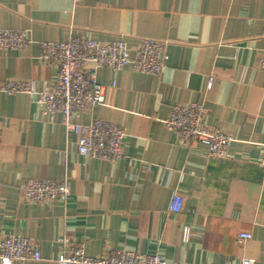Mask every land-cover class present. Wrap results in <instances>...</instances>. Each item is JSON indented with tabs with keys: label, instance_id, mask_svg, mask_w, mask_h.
Masks as SVG:
<instances>
[{
	"label": "crops",
	"instance_id": "crops-1",
	"mask_svg": "<svg viewBox=\"0 0 264 264\" xmlns=\"http://www.w3.org/2000/svg\"><path fill=\"white\" fill-rule=\"evenodd\" d=\"M1 28L26 29L33 43L0 48V83L38 91L58 79L39 58L42 41L123 39L131 54L144 37L169 41L160 74L100 68L105 102L74 117L124 126L117 161L82 155L80 135L62 113L44 114L38 95L0 90V237L28 235L42 253L15 264H58L64 235L92 256L128 249L169 262L264 264V0H0ZM191 102L234 138L226 157L166 126L175 105ZM42 177L66 178L68 199L22 201L21 185ZM242 231L253 237L239 241Z\"/></svg>",
	"mask_w": 264,
	"mask_h": 264
},
{
	"label": "built area",
	"instance_id": "built-area-1",
	"mask_svg": "<svg viewBox=\"0 0 264 264\" xmlns=\"http://www.w3.org/2000/svg\"><path fill=\"white\" fill-rule=\"evenodd\" d=\"M32 43L33 39L26 29H0L1 49H24ZM168 44L169 41L164 39L144 37L139 40L134 54H131L128 42L123 39L99 42L72 35L67 41H42L39 58L45 64L57 68L56 83L38 91L33 82L10 79L0 83V90L38 95V103L44 114L54 118L57 112L62 113L67 130L80 135L78 149L82 155L117 161L124 156V126L101 118H94L88 123H77L74 117L105 102L104 86L97 76L100 68L121 70L131 64L137 71L160 74L169 58ZM261 67L264 69V53ZM212 85L213 77H210L208 87L211 88ZM207 113L208 109L202 102L177 104L166 118L165 124L184 141L207 144L211 156L226 157L234 138L220 128L207 126ZM261 165L264 169V149ZM70 191V183L66 178H35L21 185V199L29 203L66 201ZM183 202L184 197L175 192L170 209L179 212ZM185 234L188 238L189 227H186ZM252 237L253 234L248 231H242L238 235L241 242ZM60 241L62 250L57 258L58 264H195L169 262L158 253L128 249L117 250L106 256H92L70 235H64ZM41 258V249L30 236L14 233L0 237L2 264L26 263Z\"/></svg>",
	"mask_w": 264,
	"mask_h": 264
}]
</instances>
